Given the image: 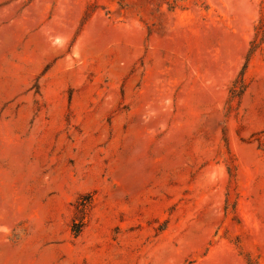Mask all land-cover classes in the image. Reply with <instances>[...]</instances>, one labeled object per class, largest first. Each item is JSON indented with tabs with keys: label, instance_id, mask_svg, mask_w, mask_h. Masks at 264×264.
<instances>
[{
	"label": "rangeland",
	"instance_id": "1",
	"mask_svg": "<svg viewBox=\"0 0 264 264\" xmlns=\"http://www.w3.org/2000/svg\"><path fill=\"white\" fill-rule=\"evenodd\" d=\"M0 264H264V0H0Z\"/></svg>",
	"mask_w": 264,
	"mask_h": 264
},
{
	"label": "trees",
	"instance_id": "2",
	"mask_svg": "<svg viewBox=\"0 0 264 264\" xmlns=\"http://www.w3.org/2000/svg\"><path fill=\"white\" fill-rule=\"evenodd\" d=\"M78 231L76 230L75 233H77Z\"/></svg>",
	"mask_w": 264,
	"mask_h": 264
}]
</instances>
